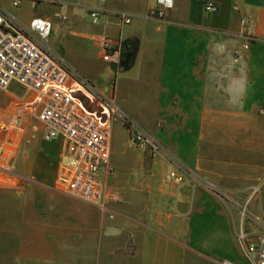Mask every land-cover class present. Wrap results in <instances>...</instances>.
<instances>
[{
	"label": "crops",
	"instance_id": "crops-1",
	"mask_svg": "<svg viewBox=\"0 0 264 264\" xmlns=\"http://www.w3.org/2000/svg\"><path fill=\"white\" fill-rule=\"evenodd\" d=\"M27 1L52 23L48 50L213 190L181 169L182 184L166 183L177 168L161 152L145 156L146 173L120 177L135 145L119 119L110 126L112 175L98 180L123 200L102 208L63 194L56 183L68 144L35 132L23 106L36 94L14 82L0 90L12 104L0 101V264H253L232 213L264 181V0ZM209 2L216 13L205 11ZM103 39L119 43L110 62ZM262 203L264 195L252 204Z\"/></svg>",
	"mask_w": 264,
	"mask_h": 264
},
{
	"label": "built area",
	"instance_id": "built-area-1",
	"mask_svg": "<svg viewBox=\"0 0 264 264\" xmlns=\"http://www.w3.org/2000/svg\"><path fill=\"white\" fill-rule=\"evenodd\" d=\"M24 1L26 0H13L12 5L19 8ZM158 2L166 8L172 6L169 5L172 0ZM205 11L216 13L218 5L209 2ZM90 16L95 23H99L102 11L93 9ZM121 18L126 24L132 21L129 16ZM63 19L66 20V17ZM243 24L248 22L244 20ZM51 33L50 20L36 17L29 26H22L9 11L0 7V90H7L16 82L26 90L35 92L37 95L32 103L23 106L37 119L38 124L36 123L33 129L39 133L44 131L46 141L62 139L67 142L68 145L61 156L60 173L56 183L60 192L82 203L102 208L107 202L117 203L120 199L119 193L103 187L98 180V174L105 170L109 176L112 175L110 126L119 119L123 120L129 130L133 145L147 149L151 155L161 152L176 165L177 169L169 174L166 183L182 184L185 178L180 171L184 170L194 182L213 190V185L206 178L185 167L175 154L165 148L141 124L125 115L112 98L82 80L64 58L49 51ZM118 46L116 40H102L101 47L106 62L112 60ZM74 90L91 95L104 106L111 124L102 122L97 115L85 110L73 97ZM262 195L264 181L255 186L245 206L240 208L239 239L253 264H264V220L259 219L262 233L252 242L244 231L243 220L249 217L248 205L255 197ZM219 264L234 263L223 261Z\"/></svg>",
	"mask_w": 264,
	"mask_h": 264
},
{
	"label": "rangeland",
	"instance_id": "rangeland-1",
	"mask_svg": "<svg viewBox=\"0 0 264 264\" xmlns=\"http://www.w3.org/2000/svg\"><path fill=\"white\" fill-rule=\"evenodd\" d=\"M12 3H13V0H0V7L4 8L7 11H9L19 21L20 24H22V25L30 24V22H32V20L36 16V9L32 8V6H33L32 3H30L29 1L26 0V1L23 2V4L19 8H14ZM38 17H40V16H38ZM41 18H44V17H41ZM108 97H110V96H108ZM110 98H112V97H110ZM0 101H1V103H4L6 107H11L12 106L11 102L9 100H7V96H6L5 92H1L0 91ZM6 126L7 125L1 126L0 127V131H1V129L2 130L5 129ZM9 127L13 131H16V132H17V130L21 129L18 126H14V125H11V124L9 125ZM125 152H126L125 153L126 161H125L124 164H120L119 165L118 175L120 177L126 179L127 177H131V178L137 177L138 174L142 173V172L146 173V171H147L146 169L148 168V163H146V159H145L146 157L145 156H147V155L149 156V154H150L149 151L147 149H140L137 146H135V149H131V150L130 149L129 150L126 149ZM114 153H117V152L114 151ZM155 153H152V154H155ZM129 159H130V162L128 161ZM166 180H165V182H166ZM252 193H253V191H252ZM252 193H251V195H252ZM119 196H120V199L117 201V203H120L123 200L122 199V197H123L122 194H119ZM250 196H249V198H250ZM262 196H260V197H262ZM257 198L255 197L253 199V201L248 205L249 206L248 207L249 217H247V218H245V220H243L244 231L248 234L250 242L256 241L258 236H259V234H260V232H261L258 224L255 221L261 223L260 220H264V203H262V205H260L259 207H256L254 204H252ZM243 206H245V204ZM243 206L239 205L237 207V210L233 211V213H232L233 216L238 219L237 220V231H236L238 239H239V235H240V226H241L240 208L243 207ZM254 222L256 223V225L258 227L255 226ZM253 227H254V229L255 228L258 229L256 233L251 230ZM249 230H251L252 232L249 231ZM239 241H240V239H239Z\"/></svg>",
	"mask_w": 264,
	"mask_h": 264
},
{
	"label": "water",
	"instance_id": "water-1",
	"mask_svg": "<svg viewBox=\"0 0 264 264\" xmlns=\"http://www.w3.org/2000/svg\"><path fill=\"white\" fill-rule=\"evenodd\" d=\"M73 97L80 102L85 110L97 115L102 122L111 124L104 106H102L96 99L92 98L91 95L84 92H78L77 94L74 93Z\"/></svg>",
	"mask_w": 264,
	"mask_h": 264
}]
</instances>
